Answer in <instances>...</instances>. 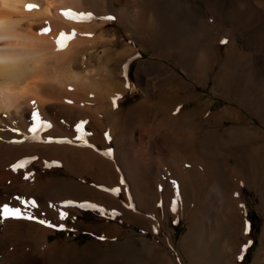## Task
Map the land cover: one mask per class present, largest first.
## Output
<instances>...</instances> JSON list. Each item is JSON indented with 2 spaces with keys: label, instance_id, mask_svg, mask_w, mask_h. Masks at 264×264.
<instances>
[{
  "label": "rangeland",
  "instance_id": "1",
  "mask_svg": "<svg viewBox=\"0 0 264 264\" xmlns=\"http://www.w3.org/2000/svg\"><path fill=\"white\" fill-rule=\"evenodd\" d=\"M162 1L129 0L132 3L129 9L131 20L129 18L130 21H127L129 24L119 19L118 6L103 8L89 0H82L81 8L74 10V13L92 14L91 19L74 20V27L78 30L68 27L59 17H54L52 21H39L41 27L48 29L47 35L57 36L61 32L71 35L74 31L75 35L70 41L86 40L84 43L87 45L80 40L81 45L77 40L76 43L80 45L74 42L78 46L69 50L71 53L74 50L77 52L74 55L78 56L82 71L85 67L92 70V73L84 76L86 78L83 77L90 87L97 85L100 92L102 88V92L105 90V86L108 88L105 92L109 93L110 111H101L98 117L102 118H99L102 126H109L111 134L106 127H100L101 123H95L97 127L91 128L95 121L89 117L81 119H87V123L83 124L86 130L83 128L78 133L76 126L67 124V121H76L77 114L55 109L54 113L50 110L45 119H40L51 127L39 130L35 134L36 140L24 138L32 137L33 133L29 131L32 121L14 122L7 128L1 127L0 137L12 138L11 144H6L10 147H28V152L25 151L27 154L19 157L20 161H28L24 167L31 165L34 170L51 167L49 175L53 177L76 179L63 164L68 153L65 148L50 149V153L54 152H46L48 159L42 156V160L39 159V150L34 149L43 144L42 137L48 134L46 143H57L59 139L72 142H60L59 145L89 147L109 163L104 164L99 159L91 161L85 154L79 157L82 160L77 158L72 164L71 169L75 174L81 171L85 174L100 165L109 167L110 173L115 170L120 184L124 182L130 186L129 189L132 186L130 194L128 192V208L120 193V200L115 199L114 202L100 199V209L104 210V214L100 209L91 207L81 208L80 213L71 210L76 218L68 217L63 229L50 227L54 228V232L48 236L50 243L74 242L77 246V254L73 255L70 250L60 257L64 260L62 264H264V0H228L229 3H223L225 5H220L218 0H205V17L197 16L200 19H196L192 30L186 33H180L177 25L175 28L171 26L165 7H161ZM109 16L114 19L104 18ZM150 17H153V21ZM161 23L166 24L161 34L155 35L154 32L162 28ZM51 25L54 27L51 28ZM55 25H58L57 28ZM172 29H175L174 33L169 31ZM126 49L130 52L125 58L117 59L113 53ZM254 53L259 56L256 64ZM148 60L164 61L177 74H167L160 80H163L162 84L151 81L154 99L148 97V92L136 79L139 63ZM123 81L129 83L124 90L120 87ZM86 84L81 87V92L87 93ZM166 86L172 90L168 95L165 93L168 89ZM89 89L87 95L92 92ZM139 102H146L144 106H161L164 119L170 123L177 120L181 113L193 112L191 127L187 131L191 138L187 133L181 137L185 142H190L182 148L183 140L182 143L176 141V146L169 140L160 142L161 148L153 149L150 155L148 153L149 159L155 162L154 167L148 170V179L143 181L138 177V166L133 162H120L121 149L118 148L117 138L126 128L127 120L136 114ZM60 113L64 117L59 118ZM59 119L62 121L59 122ZM73 130L75 132L71 135ZM90 130L96 136L100 134L99 137L92 138L93 134L87 133ZM243 131H247V134ZM132 133L137 137L136 130ZM243 133L245 135L242 137ZM77 136H82L87 143L76 139ZM237 140H241L240 144ZM109 149L111 155H104ZM64 153L63 161L60 156ZM54 156L59 160L51 159ZM123 163L127 164L133 177L126 173ZM232 172L237 175L233 180L229 177ZM78 179L83 184H94L87 175ZM117 184L114 178V183L108 185L114 188ZM146 198H151L162 213L144 211L141 203ZM206 203H209L208 207ZM196 207L201 210L200 216L205 218L200 233L190 230L197 217ZM195 232L197 235H194ZM53 257L56 261L57 257Z\"/></svg>",
  "mask_w": 264,
  "mask_h": 264
},
{
  "label": "bare ground",
  "instance_id": "2",
  "mask_svg": "<svg viewBox=\"0 0 264 264\" xmlns=\"http://www.w3.org/2000/svg\"><path fill=\"white\" fill-rule=\"evenodd\" d=\"M89 1L101 5L103 8L105 6H108L112 9L118 6L119 8L118 17L121 20V22L124 21V23L126 22V24L130 23V22L127 23V21L129 20L131 14L129 13L130 11L129 9H131L132 6V3H130L131 1L129 2V0H126L125 3H123L124 1L122 2V0H89ZM151 1L154 3V0ZM204 2L205 0H163L161 2L162 3L161 7L162 9L163 6L165 7L164 11L166 12V14H168V17L171 21L170 23L171 26L174 27L177 25L179 27L178 29L180 33H186L190 31V29L192 28L191 26L195 25L196 19H200L201 16L205 17L206 9L203 8ZM218 3L220 5L221 3L222 5H225L226 3L229 2L228 0H218ZM29 4L33 5L34 7L32 8L26 7ZM81 4H82V0H0V129L1 127L7 128V125L10 126L14 122L20 124V123H30L29 121H32V123H34L35 121L31 119V113L33 111H36L38 113L40 119H45L47 116L46 113L49 112L50 110H52L53 112L55 109L56 110L58 109L59 112L62 113H64L65 111L67 112L68 110V112L70 113L73 112L77 114V117L79 119L75 118L76 121H72V123L71 120L67 121V124L69 126L71 125L72 127L76 126L78 123L82 121L81 119H83L84 117L88 119L89 117L90 119L95 121L94 124L92 123L93 126H91V128L94 127L95 129L97 123L99 124L101 123L99 121V118L100 120H102L101 117H98L99 115H101L100 112L110 111V104L107 99L109 93H106L108 88H106V86L104 85L105 90L102 92L103 90L102 88L101 92L103 96H101L102 94H100L101 92L98 89L99 87L96 88L97 85H94L95 87L94 86L90 87V83L84 79L86 78L84 76L86 74L92 73V70L85 67V70L82 71L78 56H76V54L74 55L75 50L74 52L72 51V53L70 52L71 48H76L78 45H80L76 43L77 40L79 39L77 40L75 39L76 42L70 40L66 41V46L58 50L57 38L60 35L50 36L47 35L46 32H44L46 35L43 32H41V30L45 29L46 27H41L39 21L43 19L52 21L54 17H59L62 20H64L66 22V25L68 24L67 25L68 27H73V29L74 28L77 29V27H74L76 26V23L74 24V22L76 21L70 20L69 18L65 19L67 17L64 15V13L68 12L69 10L71 12H75L76 9L81 8L80 7ZM186 4L189 5V8H186L187 6ZM197 16L200 17L197 18ZM150 18L153 21V17ZM77 23H81V22H77ZM165 24L161 23L162 28H159L158 31H155L154 32L156 33L155 35L161 34V30L163 29ZM52 26L53 25H51V28ZM57 26L55 25L56 28ZM174 30L175 29L169 31L174 33L175 32ZM100 39L101 38H99V44H100ZM80 40L78 42H80ZM81 41L83 42V44H86L84 43L86 42V40L84 41L81 40ZM74 42L75 44L78 45H75ZM83 44L81 43V45ZM102 44H106V42H102ZM96 45H98V43H96ZM127 49L121 51L115 50L113 53L115 54L117 59L122 57L125 58L130 52ZM253 59H254V63L256 64V62L259 61V56L254 53ZM170 67L164 61L148 60L139 63V66L136 71V75H137L136 79L137 82L141 84V86H143V89H145L148 92L149 94L148 97L150 99L151 98L154 99V95H155V93L151 90L150 83L152 80H156L157 83L160 82L162 84L163 80L162 81L160 80L163 77L167 76V74L168 75L176 74V72L172 70ZM80 72L81 73L84 72V73L81 74ZM122 73L124 74V72ZM86 83H88V86L92 88L91 90L89 89L88 86L85 87L87 93H88V89L92 91V92L89 91L90 95H87L85 91L81 92V90L83 89L81 87H84L85 86L84 84ZM128 84H126L123 81V83L120 84L121 89L122 90L126 89V87H128L127 86ZM117 86L119 87V85ZM166 88L168 87L166 86ZM111 90H108V92ZM171 91H172L171 87L168 88L167 91L165 92L166 95L171 93ZM144 103L146 102H141L139 105H137L138 109H136V114L133 117L131 116V118L127 120L126 128L121 133H119L120 135L118 134L117 137L119 139L117 140L119 141L118 143L120 146V147L118 146V148L121 149L119 154L121 158L120 162H123L121 160H124V162L126 163L133 162L136 166H138V171H137L138 177L141 178L142 181L145 178L148 179V175H147L148 170L154 167L153 162L155 161L149 159L148 153L150 155V152L153 151V149L161 148V143L163 140L165 141L169 140L171 143H174L175 146H176V141L178 140L181 141L182 143L183 138L181 137L184 136V134L187 133V131L190 129L191 127L190 121L192 117L191 113H193L191 111L185 114L181 113L182 114L181 115L180 112L184 109V105H185L184 104L182 109H180L181 111L177 113L180 114L179 118L176 117L178 119L173 120V122L170 123L169 121L164 119L163 117L164 110L160 108L161 106L159 104L158 105L160 107L155 106L156 105L155 103L154 106L152 105L144 106ZM231 110H234V108ZM59 116L64 117L62 116L61 113L58 114V117ZM62 119L64 120V118ZM61 121L59 119V122ZM65 121L66 120H64V122ZM56 122L57 124L59 123L58 121ZM62 126L63 125H61V127ZM101 126L102 123L100 124V127ZM102 127L104 128L106 127L105 129H107L108 132L111 134L112 130L109 128V126H107V124ZM134 130L138 132V134L136 135L137 137L133 136L132 132ZM73 132H75V130L72 131L71 135H73ZM92 132L94 131L90 130V132L87 133L90 134ZM243 132L246 133L247 131H243ZM188 133L187 135H189ZM98 135L100 134H97L96 136L95 133V135L93 134V137L92 136L91 137L92 138L99 137ZM244 135L245 134L243 133L242 137ZM47 136L42 137L41 143L43 144L37 145L36 149H34L35 151L39 150L40 153L39 159L42 160L41 156L46 157L45 160L48 159V157L46 156V152L48 151V153H50L49 152L50 149L58 150L61 148H65L68 151V153H66V162L64 161L65 153L64 155L62 154L64 157L59 155L60 159L63 158L64 163L63 162L62 163L66 165L65 167L68 168V170L76 177V179L50 176L49 172L51 171V167H47L44 169L43 167H41L38 170H34L32 166L29 165L23 168H18L15 171H13L11 165L20 162L19 157L21 155L27 154L25 153V151L28 152L27 151L28 147H10L9 145L6 144H11L12 138L0 137V205L4 203H8L10 206L20 207L22 211H25L29 214L39 217L40 219L47 220L56 225L65 224L67 222L68 217L72 216L76 218V214L72 213L71 210L80 213L81 208L89 207L87 205H92V204L98 206L95 209H100L101 208L99 202L100 199L102 198L108 199L109 200L108 202L110 201L114 202L115 199L120 200L118 196V194L120 193H122V195L125 198V201L127 202V208L129 207L128 192L130 194V189L132 190V186L129 189L130 186L128 187L127 184H124V182H121L120 184L119 175L115 170H113V168H112L113 173L111 172L112 174L110 173L109 167L103 168L100 165H97L96 168L94 167L93 170L92 169L89 171L86 170L87 172L85 171L86 172L85 174L81 173L82 171L80 172V174L77 173L75 174L71 169L73 167L72 164H74L75 159L85 154L89 156L88 158L91 159V161L92 159H94L95 161L99 159L102 162H104V164L109 163L104 161L102 155L93 152L91 149H88L89 147H72V145L70 146L68 144L67 146L59 145L61 144L60 142L52 143V144L46 143L48 141ZM189 136L191 138V135ZM185 137L184 139H186ZM253 137L254 136H252L251 138ZM24 138L28 141L31 139L36 140V138H33V134L32 137L25 136ZM57 140L59 141V139ZM187 140L188 138L186 139V141ZM240 141L241 140H239V142ZM243 141L244 139L242 140V142ZM188 142H190V140L183 143L182 146L180 145L181 148L185 147V144L187 145ZM53 152L54 151H52V153ZM53 158H55V160L57 159L59 160V158L58 157L56 158V156L52 157L51 159ZM176 162H178L177 159ZM124 165L126 167V171H127L126 173L131 175L127 164ZM77 166H79V164ZM111 167L113 166L111 165ZM235 173L232 172L229 175V177L232 180L235 179L237 176ZM29 174H30L29 178L25 179V176ZM226 174L229 173L226 172ZM85 175L93 179L94 181L93 185L90 186L87 184H83L78 179L79 177L82 178L85 177ZM255 175L256 174H254V180H255ZM199 176H201V174ZM114 178H116L118 181L117 186H114V188H119V191L115 193L108 191V189H113L110 188L109 185L111 183H114ZM261 178L262 175L260 176V179ZM134 196L136 195L134 194ZM16 197H20L21 199L24 200H34L36 201L38 207L32 208L31 206H28L27 208H25L24 205L20 204L19 200L15 199ZM65 201H72L73 203L69 205V204H65L64 203ZM206 204L208 207L209 203ZM80 205H85V206L81 207ZM210 207L212 208V206ZM199 209H200L199 207L198 208L196 207L195 210L197 211L196 213L197 215L195 216L197 217L194 223H192L193 227L191 228L190 226V230L193 229L197 231V233H200L205 225V221H204L205 218L202 214L201 215L203 217L200 216L201 210ZM61 211L67 213L66 217L63 220H61L59 217V212ZM204 211L208 212L207 210ZM52 232H54V228L51 229L46 225H42L38 223L36 220L7 219L3 221L2 223H0V264H62L64 260L60 257L65 256L70 250H72L70 252L73 255L77 254L78 250L74 242L70 244H67L65 242L50 243V241L48 240V236ZM195 234L196 232L194 233V235ZM187 238L188 237H186V239ZM141 248L142 250H144L145 248L144 245H142ZM53 256L57 257L56 261L54 259L55 257Z\"/></svg>",
  "mask_w": 264,
  "mask_h": 264
},
{
  "label": "snow or ice",
  "instance_id": "3",
  "mask_svg": "<svg viewBox=\"0 0 264 264\" xmlns=\"http://www.w3.org/2000/svg\"><path fill=\"white\" fill-rule=\"evenodd\" d=\"M26 7L28 8H32L34 7L33 5H27ZM64 15L67 18L73 19V20H88L92 18V14L91 13H74L71 12L70 10L68 12H65ZM105 19L111 20L114 19L113 17L109 16V17H104ZM42 32H46L48 31V29H42ZM75 35V32L73 31V33L71 35H67L63 32L60 33V36L57 38V47L58 50L65 47L66 46V41L71 39L72 36ZM223 43V41H222ZM70 102V101H69ZM34 103V102H33ZM115 106V104H114ZM31 119L33 121H35V123L32 124V126L29 128V131L31 133H33V138H36V133L42 129V128H49L51 127L50 124H48L47 122H43L40 120L39 115L36 111H33L31 113ZM87 123L86 121H81L80 123H78L76 125V129L78 132H80L83 128V124ZM13 131H16V129H13ZM107 136V134H106ZM76 139L81 140L83 143H87V141L83 140L82 136H77ZM52 141V138H49V142ZM13 142H17V141H13ZM58 142H67V143H71V141H58ZM104 155L106 156H110L111 155V149H109L107 152L104 153ZM28 161H20L19 163L13 164L11 165V168L13 171H15L18 168H22L24 167V165L27 163ZM30 176L26 175L25 179H28ZM108 191L111 192H118L119 189L117 188H113V189H108ZM15 199L20 201V204L24 205L25 208H27L28 206H31L32 208H36L38 207V205L36 204V201L34 200H24L21 199L20 197H16ZM65 204H72V201H65ZM81 207L85 206V205H80ZM89 207H93L96 208L98 207L97 205H87ZM101 214H104V210L100 209ZM67 213L64 211L59 212V217L61 220H63L66 217ZM7 219H27V220H36L38 223L42 224V225H46L48 227H59L61 229H63L65 226L63 224L60 225H54L51 222L44 220V219H40L39 217H36L32 214H29L25 211H22V209L20 207H15V206H10L8 203H4L2 205H0V223H2L3 221L7 220ZM101 239H104V237H101ZM251 243V242H249ZM245 247H247V245H245Z\"/></svg>",
  "mask_w": 264,
  "mask_h": 264
},
{
  "label": "crops",
  "instance_id": "4",
  "mask_svg": "<svg viewBox=\"0 0 264 264\" xmlns=\"http://www.w3.org/2000/svg\"><path fill=\"white\" fill-rule=\"evenodd\" d=\"M141 204H142L141 208L148 213H155V214L162 213V211L155 206L154 201H151V198H146Z\"/></svg>",
  "mask_w": 264,
  "mask_h": 264
}]
</instances>
